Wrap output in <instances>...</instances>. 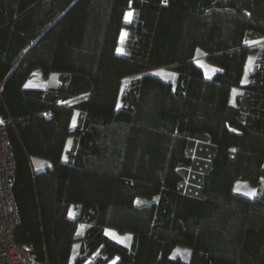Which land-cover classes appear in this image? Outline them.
<instances>
[{"label": "trees", "instance_id": "trees-1", "mask_svg": "<svg viewBox=\"0 0 264 264\" xmlns=\"http://www.w3.org/2000/svg\"><path fill=\"white\" fill-rule=\"evenodd\" d=\"M262 40L264 0H0V119L30 264H264V44L242 81ZM36 69L58 83L28 87Z\"/></svg>", "mask_w": 264, "mask_h": 264}, {"label": "rangeland", "instance_id": "rangeland-1", "mask_svg": "<svg viewBox=\"0 0 264 264\" xmlns=\"http://www.w3.org/2000/svg\"><path fill=\"white\" fill-rule=\"evenodd\" d=\"M127 13H132L131 10H128L126 12ZM126 14L124 16V21L126 23H128V21L126 20ZM127 35V28L123 27L121 29L120 32V36L119 39L120 41H122ZM264 44V40L262 41H258L255 42L254 44L251 45V48L253 50L250 51L249 55H248V59H247V63H246V68H245V74L243 76V82H246V80L248 79V73L250 72L251 66L253 64L254 58L256 56V48H258L259 46ZM122 48L118 47V51H121ZM193 61L202 68L204 75L206 77H210L214 71L217 69V67L213 64H210L209 62L206 61V58L204 56L203 53L201 52H197ZM160 73H163V71ZM138 75L135 76H128L125 77L122 80L121 83V92L123 91V89L126 87V85L128 84V82L134 78L137 77ZM168 76V75H167ZM58 83V74L57 73H51L48 74L47 76H44L43 73L41 72V70L36 69L34 74L32 75V77L26 82V85L28 87H37V88H46L48 86H55ZM236 93V90H232L230 93H221L220 97H219V101L223 104H228L232 101V96ZM121 101L118 102V105L120 106ZM71 137L68 138L67 140V148L69 147V143H70ZM234 190L242 193L246 196L249 197H254L257 193V188L255 186H252L251 184H249L247 181H239L237 180L234 183ZM140 198H136V196L134 195H130L127 194L119 189H115L114 193H113V197H112V201L114 203H119V204H129L131 202H137L139 201ZM73 210V209H71ZM72 213V211H71ZM83 230V224H79L78 225V230H77V234H81ZM107 234L109 236H111V238H113L114 240H117L118 242H121L123 244H128L129 239H130V234L128 232H118L117 230L114 229H107L106 230ZM78 247V241L75 243L74 245V251L76 253ZM189 254L190 251L188 248L185 247H181V246H177L173 249L171 256L172 257H179L183 260H187L189 258ZM117 261V258L114 257L112 258L107 264H115Z\"/></svg>", "mask_w": 264, "mask_h": 264}, {"label": "built area", "instance_id": "built-area-1", "mask_svg": "<svg viewBox=\"0 0 264 264\" xmlns=\"http://www.w3.org/2000/svg\"><path fill=\"white\" fill-rule=\"evenodd\" d=\"M15 159L0 119V264H30L29 246L15 240L20 214L13 196Z\"/></svg>", "mask_w": 264, "mask_h": 264}, {"label": "crops", "instance_id": "crops-1", "mask_svg": "<svg viewBox=\"0 0 264 264\" xmlns=\"http://www.w3.org/2000/svg\"><path fill=\"white\" fill-rule=\"evenodd\" d=\"M117 51H118V48H117ZM118 52H120V51H118ZM34 72H35V71H34ZM34 72H33V74H34ZM30 160H31V164H32V166H33V169H34L35 171L41 170V169H43L44 167L50 165L48 161L43 160V159H40V158H38V157H31ZM71 209H73V210H71ZM71 211H72V213H71ZM73 212H74V208H73V206L71 205L70 208H69V212H68L69 216H72V215H73ZM74 245H75V244H74ZM73 251H74V246H73ZM73 251H72V255L74 256V255H75V252H73Z\"/></svg>", "mask_w": 264, "mask_h": 264}, {"label": "snow or ice", "instance_id": "snow-or-ice-1", "mask_svg": "<svg viewBox=\"0 0 264 264\" xmlns=\"http://www.w3.org/2000/svg\"><path fill=\"white\" fill-rule=\"evenodd\" d=\"M132 15H133L132 13H127V14H126V17H125V18H126V20H127L128 22H131V17H132ZM137 203H140V202L137 201Z\"/></svg>", "mask_w": 264, "mask_h": 264}]
</instances>
